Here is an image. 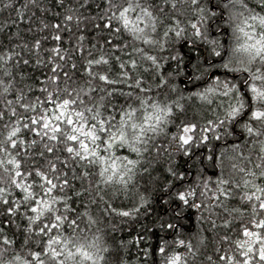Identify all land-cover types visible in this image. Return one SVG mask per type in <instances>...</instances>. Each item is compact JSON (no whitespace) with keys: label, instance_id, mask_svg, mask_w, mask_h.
I'll use <instances>...</instances> for the list:
<instances>
[{"label":"snow or ice","instance_id":"snow-or-ice-1","mask_svg":"<svg viewBox=\"0 0 264 264\" xmlns=\"http://www.w3.org/2000/svg\"><path fill=\"white\" fill-rule=\"evenodd\" d=\"M0 17V264H264V0Z\"/></svg>","mask_w":264,"mask_h":264},{"label":"trees","instance_id":"trees-1","mask_svg":"<svg viewBox=\"0 0 264 264\" xmlns=\"http://www.w3.org/2000/svg\"><path fill=\"white\" fill-rule=\"evenodd\" d=\"M4 15H7V13H5ZM0 19H2V17H0ZM240 139L242 140L243 137H240ZM237 140L232 138V137H229L227 138L226 140H222L220 142H216L214 144V151H216L217 153L220 152L221 149H224V152H225V156H224V162L225 164L228 163V160H227V157L232 155L231 151H230V148H231V145L236 143ZM200 152L203 153V154H207L206 153V149L205 148H201L200 149ZM183 167H186V165H183ZM207 170L211 173L212 169H211V166L208 165L207 166ZM195 172V168H193V173ZM192 224L193 226L195 225V220L193 218V221H192ZM135 228L134 227H131L129 226V228L125 229L124 232L120 233V235H123L125 239L128 238V233L130 232L131 234H135ZM210 235V234H209Z\"/></svg>","mask_w":264,"mask_h":264}]
</instances>
